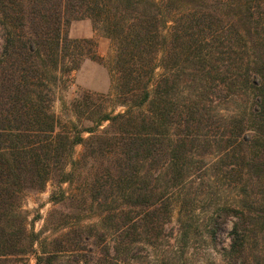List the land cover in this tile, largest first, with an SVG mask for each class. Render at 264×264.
Wrapping results in <instances>:
<instances>
[{"label": "trees", "instance_id": "trees-1", "mask_svg": "<svg viewBox=\"0 0 264 264\" xmlns=\"http://www.w3.org/2000/svg\"><path fill=\"white\" fill-rule=\"evenodd\" d=\"M84 19L114 48L116 98L125 110H93L92 98L80 96L73 111L93 118L78 130L52 104L53 88L83 59L101 62L95 42L68 37L70 22ZM0 30V264L30 256L34 264L56 263L54 252L35 249L37 236L19 213L24 195L50 181H76L88 192L113 234L106 264H122L132 245L152 246L163 235L169 199L176 194L182 212L183 191L209 177V159L211 177L235 194L211 219L208 238L215 246L217 220L230 218L223 264H258L264 0H0ZM237 100L244 103L231 113L221 109ZM76 145L83 152L72 163Z\"/></svg>", "mask_w": 264, "mask_h": 264}, {"label": "rangeland", "instance_id": "rangeland-1", "mask_svg": "<svg viewBox=\"0 0 264 264\" xmlns=\"http://www.w3.org/2000/svg\"><path fill=\"white\" fill-rule=\"evenodd\" d=\"M67 34L72 40L90 39L95 42V52L101 59V62L83 59L70 78L53 88V113L61 121H68V127L76 126L82 130L91 125L87 119L92 116L81 118L75 114L72 103L78 97H91L93 110H104L113 115L124 112L125 108L116 98V75L112 68L114 48L109 39L101 30L95 29L89 19L70 22ZM1 35L0 30V50ZM242 103V100H237L229 104L228 108L222 106L221 109H227L225 113L228 114ZM106 125L102 123L100 129ZM82 136L86 139L89 135L83 133ZM82 152L83 146L76 145L71 162H78ZM216 159L212 158V161ZM210 161L207 160L205 164L209 177L204 176V183L198 179L190 191H183L188 203L182 212L179 211L177 195L169 199L171 216L164 225L163 235L152 246L143 243L132 245L122 264H223L220 250L228 244L231 220H217L216 247L208 238L207 226L221 205L231 203L235 191H223L225 182L211 177L216 170ZM72 167L69 164L66 171ZM205 178H213L210 186ZM80 188L76 181L62 184L50 181L43 191L24 195L19 213L25 220L27 232L37 236L35 249L39 253L54 252L57 257L55 264H95L99 260L106 264L108 259L104 249L107 246L110 248L114 238L110 236L112 233L109 228L103 225L102 209L92 201L87 191H81ZM14 260L17 264L35 263L33 256ZM258 261V264H264V257Z\"/></svg>", "mask_w": 264, "mask_h": 264}]
</instances>
